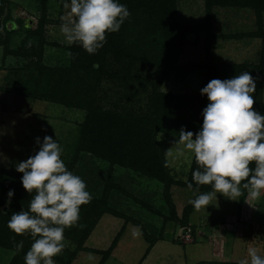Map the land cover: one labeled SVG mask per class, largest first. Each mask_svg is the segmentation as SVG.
<instances>
[{"label":"trees","instance_id":"1","mask_svg":"<svg viewBox=\"0 0 264 264\" xmlns=\"http://www.w3.org/2000/svg\"><path fill=\"white\" fill-rule=\"evenodd\" d=\"M48 1L43 0L42 14L34 29L30 20L22 24L37 41L27 43L25 39L19 47L12 48L11 37L21 21L13 19L10 0H0L2 63L7 56L27 61L11 69L13 75L6 78L19 96L54 103L81 113L83 119L78 124L76 139L62 159L70 172L75 174L77 165L86 156L108 165V176L101 194L97 197L91 195V203L80 208L79 225L83 227L65 230L64 240L70 246H64L55 261L58 264H72L79 253L89 252L101 255L98 264H105L117 248L126 227L132 224L150 243L143 262L161 239L149 235L144 223L137 217L127 214L122 208L120 210L116 206L114 192L162 217L164 223L179 222L187 230L189 217L196 209L188 203L179 218L172 189L179 187L188 190V183H193L192 192L196 194L192 199L212 189L211 186H200V192L194 191L196 185L192 181V172L198 167L194 156L186 180L178 179L172 173L159 135L179 138L182 128L197 133L203 124L202 111L208 104L207 96L200 94L201 89L212 79H231L244 71L256 78V91L252 94L254 108L264 115V46L257 63H217L212 54L213 42L219 39H260L264 45V0H204L205 21L191 26L178 21V0H117L126 5L131 15L119 32L107 34V42L92 55L79 44L65 46L50 43L46 25L56 22L47 17ZM218 8L252 10L255 29L230 33L216 31L213 19ZM201 32L205 33L206 62L202 65L178 64L185 46L199 44ZM48 46L63 48L65 60L54 65L46 64L44 60ZM94 64H98V68L93 67ZM144 69L149 71L147 75H144ZM196 69L204 73L197 93L176 94L161 90L172 72ZM251 166L255 167L254 164ZM117 169L126 170L137 179L153 180L162 186L169 215L165 216L163 212L133 197L132 193L116 183L114 175ZM21 179L22 173L15 168H0V253H11L7 264H24V257L33 243L29 234L15 236L7 227L12 214L29 209L30 200L35 194L30 195L23 189ZM9 190H14L11 198L8 197ZM247 197L248 193L244 190L239 209ZM105 215L123 220L121 230L106 251L87 248V240ZM21 240L23 249L16 251L15 244Z\"/></svg>","mask_w":264,"mask_h":264},{"label":"rangeland","instance_id":"2","mask_svg":"<svg viewBox=\"0 0 264 264\" xmlns=\"http://www.w3.org/2000/svg\"><path fill=\"white\" fill-rule=\"evenodd\" d=\"M10 12L15 21H21L12 35L11 47L17 48L26 39L27 43L37 41L28 29L22 25L24 21H32L34 29L41 17L43 0H10ZM59 0H49L47 17L55 24L46 25L48 40L52 44L69 45L62 35L61 17L68 11ZM70 4V0H67ZM178 21L191 26L205 21L204 0H178ZM214 29L222 33L246 32L255 29V15L250 9L218 8L214 12ZM205 33H200L197 46H185L184 53L179 57L180 65H202L206 62ZM232 42V43H231ZM222 45L213 55L217 63L249 62L257 63L262 49L259 39L244 38L232 41H214ZM231 46H229L230 44ZM229 44V45H227ZM227 46V47H226ZM229 47V48H228ZM252 49V51H251ZM251 51V52H249ZM234 53V55H233ZM230 55V56H229ZM3 51L0 48V168L13 169L21 161H26L39 150L36 138L43 142L44 136H50L62 147L61 159L68 153V147L75 141L78 124L83 116L80 112L70 111L64 107L44 102L33 101L19 96L6 78L12 76L11 69L25 64L27 61L13 56H7L2 63ZM65 60L63 48L48 46L45 53L46 64H57ZM3 66V68H2ZM144 75L149 71L144 69ZM203 71L200 69L188 72H172L161 88L164 92L176 94L197 93L203 81ZM178 137L159 135V141L165 149L166 156L172 168V173L178 179L186 180L193 154H181L182 145L175 144ZM172 149L169 155L167 151ZM108 174V165L86 156L77 165L75 175L80 176L87 185V191L92 196H99L103 190ZM114 180L132 193L133 197L149 204L153 208L169 215L168 207L163 199L162 186L153 180L136 178L126 170L117 169ZM173 200L179 218L183 208L196 194L184 188L172 189ZM116 206L127 214L137 217L145 225L146 232L153 238L160 237L143 261L150 243L142 236H133L138 227L129 224L119 240L118 246L105 264H239L242 259L250 261L248 250L255 248L264 257V191L257 199L247 197L239 209L241 197L237 200L217 194L207 208L195 210L189 217L187 230L181 223L163 222L162 217L146 211L133 200H128L119 192H114ZM122 208V209H121ZM240 210V212H239ZM149 212V213H147ZM123 220L111 215H105L86 242L92 249L106 251L123 226ZM163 230H162V226ZM139 229V228H138ZM140 231V229H139ZM190 231L188 239L186 233ZM141 233V232H140ZM64 246H70L66 240ZM101 255L81 252L72 264H98ZM11 253H0V264L10 261ZM55 259V257H54ZM55 264H58L55 261Z\"/></svg>","mask_w":264,"mask_h":264},{"label":"clouds","instance_id":"3","mask_svg":"<svg viewBox=\"0 0 264 264\" xmlns=\"http://www.w3.org/2000/svg\"><path fill=\"white\" fill-rule=\"evenodd\" d=\"M63 7L69 11L61 17L62 35L68 44H79L90 55L104 46L107 34L119 32L131 15L117 0H70ZM255 91L256 78L248 71L231 79H212L201 89L208 99L202 127L195 134L182 128L175 142L182 145L181 154L190 152L198 165L192 172L194 191L200 192V186L212 189L188 201L194 209L207 208L218 193L237 200L244 190L252 199L264 191V115L254 108ZM36 144L39 150L15 168L22 173L23 189L35 194L29 209L12 214L7 227L15 236L29 234L33 240L24 264H55L54 257L64 249L65 230L83 227L80 208L91 203L92 196L83 179L67 169L56 140L46 135L42 143L37 137ZM187 188L193 191V183ZM13 195L14 190H9L8 197ZM140 234L138 228L133 231L134 237ZM23 246L22 240L16 243V251ZM248 255L250 261L242 259L239 264H264L255 248Z\"/></svg>","mask_w":264,"mask_h":264},{"label":"crops","instance_id":"4","mask_svg":"<svg viewBox=\"0 0 264 264\" xmlns=\"http://www.w3.org/2000/svg\"><path fill=\"white\" fill-rule=\"evenodd\" d=\"M222 33V32H221ZM260 40V39H259ZM217 41V40H216ZM222 41H227V40H223V39H219V42L220 43H222ZM229 41H232V40H229ZM232 43V42H231ZM230 44V43H229ZM229 44H227V45H229ZM221 46H225V44L223 43L222 45H218V44H214V42H213V48H212V54L214 55L216 52V48L218 49L219 47H221ZM229 46H231V44L229 45ZM227 47V46H226ZM229 48V47H228ZM251 51H252V49H251ZM251 51H249V52H251ZM233 55H234V53H233ZM230 56V55H229ZM213 59H214V56H213ZM215 61V60H214ZM242 63H245V62H242ZM249 63V62H248ZM227 64H241V62L240 63H238V62H236V63H234V62H231V63H227ZM99 224V223H98ZM96 229V228H95ZM94 232V231H93ZM92 235V234H91ZM88 241V240H87ZM85 246H86V244H85ZM87 247V246H86ZM87 248H89V247H87Z\"/></svg>","mask_w":264,"mask_h":264},{"label":"built area","instance_id":"5","mask_svg":"<svg viewBox=\"0 0 264 264\" xmlns=\"http://www.w3.org/2000/svg\"><path fill=\"white\" fill-rule=\"evenodd\" d=\"M186 235H187V237H188V239L191 237V232L190 231H188L187 233H186Z\"/></svg>","mask_w":264,"mask_h":264}]
</instances>
